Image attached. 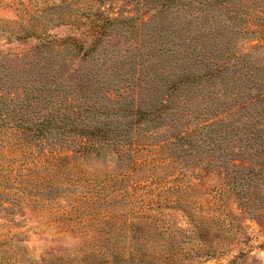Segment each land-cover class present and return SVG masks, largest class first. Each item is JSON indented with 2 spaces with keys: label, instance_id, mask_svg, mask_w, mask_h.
<instances>
[{
  "label": "rangeland",
  "instance_id": "rangeland-1",
  "mask_svg": "<svg viewBox=\"0 0 264 264\" xmlns=\"http://www.w3.org/2000/svg\"><path fill=\"white\" fill-rule=\"evenodd\" d=\"M261 12L264 0H0V114L28 126L49 117L46 70L107 91L135 71L207 70L248 50L242 32L253 18L264 23ZM91 18L105 32L83 60L61 41ZM194 115L179 130L193 128ZM16 119L0 122V264H125L136 249L143 264H264V171L240 173L236 189L254 198L244 208L232 193L218 198V178L198 183L204 132L178 141L172 127L151 126L120 156L107 147L81 157L79 140L59 130L18 140Z\"/></svg>",
  "mask_w": 264,
  "mask_h": 264
},
{
  "label": "trees",
  "instance_id": "trees-1",
  "mask_svg": "<svg viewBox=\"0 0 264 264\" xmlns=\"http://www.w3.org/2000/svg\"><path fill=\"white\" fill-rule=\"evenodd\" d=\"M254 19L251 20L253 28L242 32L250 35L248 50L216 57L201 72L168 75L135 71L122 76L117 89L107 91L81 75L65 83L63 74H47L46 70L45 81L40 83L54 93L51 115L28 126L16 119L15 112L8 111L0 114V122L9 117L16 119L13 133L18 140L26 142L28 137L42 136L50 129L59 130V134H72L79 140L74 152L81 157H96L107 147L120 156L127 148L139 147L141 143L136 135L151 126L172 127L178 141H187L192 132L193 136L204 132L202 140L207 149L197 160L206 167L198 172V183L203 184L209 176L218 178L217 197L232 193L237 207L244 208L254 198L252 192L242 196V189H236L242 186L240 173L256 177L264 171V23ZM104 32L105 27L91 18L88 23L76 24L61 43L73 46L84 60L94 52ZM57 42L52 40L42 46ZM192 86H205L208 91L215 89L208 96L206 92L205 96L198 93L191 96ZM39 95L29 97L44 99L43 94ZM102 99L109 104L101 102ZM192 108L196 123L191 129L179 130L182 119ZM145 257L142 251L132 250L131 261L125 264H143ZM114 262L119 264L117 259Z\"/></svg>",
  "mask_w": 264,
  "mask_h": 264
}]
</instances>
